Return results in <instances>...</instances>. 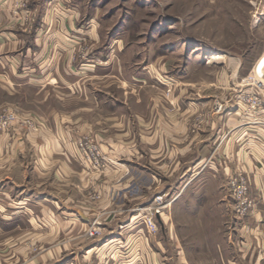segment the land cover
Instances as JSON below:
<instances>
[{
	"label": "crops",
	"instance_id": "1",
	"mask_svg": "<svg viewBox=\"0 0 264 264\" xmlns=\"http://www.w3.org/2000/svg\"><path fill=\"white\" fill-rule=\"evenodd\" d=\"M28 6L0 0V112L37 122L0 130V264H264V101L235 104L249 77L264 84L255 67L227 54L99 81L68 64L66 23L52 28ZM217 101L234 105L214 113ZM84 134L104 153L101 170L75 146ZM239 171L254 200L243 219L228 192ZM157 194L166 205L151 231L144 212ZM90 226L101 236L87 237Z\"/></svg>",
	"mask_w": 264,
	"mask_h": 264
},
{
	"label": "rangeland",
	"instance_id": "2",
	"mask_svg": "<svg viewBox=\"0 0 264 264\" xmlns=\"http://www.w3.org/2000/svg\"><path fill=\"white\" fill-rule=\"evenodd\" d=\"M27 1L52 28L66 23L68 64L90 69L99 81L144 66L155 72L163 65L171 74L188 62L220 63L227 54L239 55L245 70L254 66L264 80V0ZM212 53L225 56L209 62Z\"/></svg>",
	"mask_w": 264,
	"mask_h": 264
},
{
	"label": "built area",
	"instance_id": "3",
	"mask_svg": "<svg viewBox=\"0 0 264 264\" xmlns=\"http://www.w3.org/2000/svg\"><path fill=\"white\" fill-rule=\"evenodd\" d=\"M15 12H17L15 10ZM19 17L29 18L28 11L24 10ZM248 89H240L235 97V104L242 106L246 112H254L261 108L264 101V84L256 76L249 77L245 81ZM246 87V86H245ZM234 105L225 102H215L212 106L214 113H221L228 109V106ZM17 128L34 131L37 129V122L32 115L28 113L20 114L13 107L5 106L0 112V130L6 134H12ZM75 146L81 154L83 161L88 168L93 170H101L105 166L104 153L97 142L96 138L90 134H84L76 139ZM228 191L232 199L233 214L240 219L245 218L254 207V200L249 192V179L244 172H236L229 177ZM153 201L145 207L144 223L151 231L157 229L156 217L160 215L166 205L165 198L162 194H157ZM101 234V231L96 226H90L86 231L87 237H96Z\"/></svg>",
	"mask_w": 264,
	"mask_h": 264
},
{
	"label": "bare ground",
	"instance_id": "4",
	"mask_svg": "<svg viewBox=\"0 0 264 264\" xmlns=\"http://www.w3.org/2000/svg\"><path fill=\"white\" fill-rule=\"evenodd\" d=\"M225 55L224 54H220V53H218V54H215V53H212L211 55H209L208 57H209V62H215V61H219V60H221L223 57H224ZM230 61L232 62V64L234 65V66H237L238 65V60H237V58H230ZM153 202H155V201H153ZM154 204V203H153Z\"/></svg>",
	"mask_w": 264,
	"mask_h": 264
}]
</instances>
